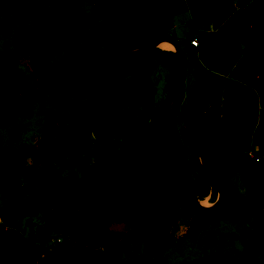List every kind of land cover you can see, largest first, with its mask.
Here are the masks:
<instances>
[{"label": "rangeland", "instance_id": "obj_1", "mask_svg": "<svg viewBox=\"0 0 264 264\" xmlns=\"http://www.w3.org/2000/svg\"><path fill=\"white\" fill-rule=\"evenodd\" d=\"M91 1L6 0L0 6V51L19 52L17 72L0 76V91L19 81L34 98L11 126L0 127V148L20 154L34 179L11 169L0 183V221L44 195L53 218L80 222L84 204L75 186L89 168L118 161L140 179L169 234L134 241L130 222L106 221L94 212L69 231L46 222L40 210H26L0 232V257L18 238L30 242L29 264L85 261L86 249L103 250L106 242L114 245L117 264H264V236L243 214L250 213L252 196L237 192L240 168L217 133L204 135L211 144L207 171L236 197L213 217L182 197L168 140L158 128L176 55L149 49L132 60L119 54L104 38L100 20L92 24L98 15ZM250 1L105 3L104 21L125 48L160 31L178 40L182 66L174 125L193 180L200 172L190 161L184 129L195 113L226 124L244 153L252 151L255 175L261 174L256 159L264 155V29L243 17ZM92 28L104 45L90 35ZM194 219L203 225L181 238Z\"/></svg>", "mask_w": 264, "mask_h": 264}, {"label": "trees", "instance_id": "obj_2", "mask_svg": "<svg viewBox=\"0 0 264 264\" xmlns=\"http://www.w3.org/2000/svg\"><path fill=\"white\" fill-rule=\"evenodd\" d=\"M5 1L6 0H0V6H2ZM97 2H99V0H97ZM242 11L245 19L250 18L253 21L254 26L264 29V0H251L243 6ZM143 45L144 43H142L141 47ZM168 53L175 55L172 51H168ZM18 63V51H0V76L4 74H15L17 72ZM175 69L176 64L172 77L175 73ZM33 99L34 98L28 89L19 81H14L10 85L5 86L2 91H0V127L11 126L14 122L15 116L27 107ZM175 115L176 101L173 109V120ZM158 127L160 131L166 135V122L164 118L158 123ZM184 130L188 144H190L186 122ZM195 131L198 135L200 152L206 168L211 160V144L204 137L205 134L217 133L231 151L230 144L227 141L224 132L206 118H199L196 121ZM240 140H243L242 136H240ZM172 160V169L176 171V178L182 187L181 167L173 157ZM11 169H15L25 174L26 178L34 183V179L30 174V169L23 162L20 154L12 152L7 147L0 148V183L8 179ZM193 188L195 194L200 199L204 200L209 196V198L214 201L216 198L215 189L201 173L197 180H193ZM74 190L80 195L84 204V212L80 222L53 218L48 213L47 207L44 203L45 196L42 195L40 201L34 203L32 206L19 207L8 217H5L0 221V232H2L7 225L12 224L24 211L40 210L43 212L46 222L57 227L65 228L69 231H75L83 226L90 213L94 212L106 221L130 222L133 226L134 241H142L159 232H163L165 236H168L169 234V223L160 216L159 210L151 204L147 196L143 193L140 179L118 161L108 162L99 167L89 168V173L80 179V182L75 186ZM182 197L185 198L187 204H189L184 192H182ZM195 225L201 226L203 223L194 219L189 228L182 234L181 238L187 236V234L190 233V229ZM113 248L114 245L112 243L106 242L103 250L86 249L85 252L87 259L85 261L67 259L52 261L50 263L117 264L113 254ZM29 250L30 242L15 238L12 240L10 246L3 251V256L0 257V264H29L27 261Z\"/></svg>", "mask_w": 264, "mask_h": 264}, {"label": "water", "instance_id": "obj_3", "mask_svg": "<svg viewBox=\"0 0 264 264\" xmlns=\"http://www.w3.org/2000/svg\"><path fill=\"white\" fill-rule=\"evenodd\" d=\"M106 0H99L97 3V15L99 17L100 22L102 23V26L105 30V33L109 40L111 41L113 47L115 50L125 57L129 59H138L142 56V54L152 48L159 47L160 43L162 41L168 40L172 43L174 46L173 52L176 55L177 59V65L175 69V73L173 75L171 84L168 89V93L164 102V109H163V118L166 122V137L169 143L170 151L172 157L175 159V161L179 164L182 170V186H183V192L190 204L198 213L205 217H213L216 216L221 209L223 200H224V192L220 184H218L216 181H214L205 166L204 160L201 156L199 142H198V135L195 131V123L199 118H206L210 122H212L214 125L219 127L224 134L227 137V141L230 144L231 151L233 155L235 156L238 163L243 166L245 171L247 172L251 187L253 190V201H252V213H253V221L254 224L258 227V229L264 234V219L262 217L261 212V206H260V197L257 190V182L254 175L251 173L249 166L247 164V161L240 151L239 147L237 146L232 133L229 131L226 124H224L222 121L208 116L204 114L195 113L188 117L186 121V127L187 132L189 133L190 138V161H192V164L195 166V168L206 177V179L209 181L210 185L215 189L216 191V198L214 202L212 203V207H206L202 205V200L197 197L195 194L194 188H193V179L192 175H190V168L189 164L186 158V155L184 153V150L181 146V143L179 141L178 133L176 132L175 126H174V120H173V109H174V103H175V94H176V88L179 81V76L181 72V66H182V54L180 52L179 43L176 39L175 35L169 34V33H159L156 36H154L152 39L148 40L144 43V46L132 50L125 48L121 45V43L117 40V38L111 33L109 28L107 27L103 13H104V7H105Z\"/></svg>", "mask_w": 264, "mask_h": 264}, {"label": "flooded vegetation", "instance_id": "obj_4", "mask_svg": "<svg viewBox=\"0 0 264 264\" xmlns=\"http://www.w3.org/2000/svg\"><path fill=\"white\" fill-rule=\"evenodd\" d=\"M242 127H243V125H242ZM242 127H241V129H242ZM239 143H241V140L239 141ZM236 144L239 147V149L242 152V154L244 155V157H245V159L247 161V164L249 166V169H250L251 173L256 178L257 190H258V194H259V197H260L261 212H262V217L264 219V155L260 159H256V161L258 163V167H259V173H261L260 176L256 177L254 168H253L252 163H251V160L255 159L254 155H250V152H252V151L249 150L248 152L244 153L243 149L240 147V145L238 144V142ZM235 161H236V163L238 164V166L240 168V171L238 173V176L241 179V184L237 188V192L240 193V194H242L243 192L250 193V195L252 196V199L251 200L253 201V190H252V187H251V183H250L249 176H248L247 172L245 171V169L243 168V166H241L238 163V161L236 160V158H235ZM221 187H222L223 192H224V200H223V203H222L220 212L217 215H219L222 212L224 205L226 203L232 201L236 197V195H237V193L235 191V193H233L231 196H228L229 194H227V192L225 191L224 187L222 185H221ZM216 196H217V194H216ZM205 200H208V199H205ZM252 201H251L250 213H248V212L245 211L243 214H244V216H246L247 218H249L251 220L250 221L251 227L252 228H256L258 231H260L258 229V227L254 224V221H253ZM263 236H264V234H263Z\"/></svg>", "mask_w": 264, "mask_h": 264}, {"label": "crops", "instance_id": "obj_5", "mask_svg": "<svg viewBox=\"0 0 264 264\" xmlns=\"http://www.w3.org/2000/svg\"><path fill=\"white\" fill-rule=\"evenodd\" d=\"M98 2H97V0H92L91 2H90V5H95V4H97ZM94 23V26H98V24H99V17H95V19L94 20H92V24ZM108 25V24H107ZM108 28H109V30L112 32V30H111V28L108 26ZM170 28H172V29H175V25L173 24L172 26H170ZM165 31H160V32H156V33H154V34H152V35H150L143 43H145L146 41H148V40H150V39H152L154 36H156L157 34H159V33H164ZM112 34L113 35H115L113 32H112ZM90 35L93 37V39H95V41H98L99 43H100V45H104V39H102L101 37H100V35H99V33H98V29L97 28H92V33L90 32ZM116 36V35H115ZM117 37V36H116ZM105 39L106 38H108L107 37V35H106V37H104ZM107 40V39H106ZM108 40H109V38H108ZM110 41V40H109ZM200 41V40H199ZM111 42V41H110ZM166 42H170V41H165V42H163L162 43V45H164V46H161V45H159V47H156V50H159V51H164V52H167L168 53V51H172L173 52V50H174V46L172 47V48H166L165 47V45H166ZM107 43H108V41H107ZM108 45H109V43H108ZM141 45H142V43H137V42H134V45L131 47L130 46V48H133L132 50H136V49H138V48H140L141 47ZM200 46V45H199ZM198 46V47H199ZM108 47V46H107ZM115 49V48H114ZM109 50V48H106V51H108ZM144 54V53H143ZM142 54V55H143ZM159 128V127H158ZM165 137H166V135H165Z\"/></svg>", "mask_w": 264, "mask_h": 264}, {"label": "bare ground", "instance_id": "obj_6", "mask_svg": "<svg viewBox=\"0 0 264 264\" xmlns=\"http://www.w3.org/2000/svg\"><path fill=\"white\" fill-rule=\"evenodd\" d=\"M165 41H168V40H165ZM165 41H162V42L160 43V45H161V46H164V45H162V43L165 42ZM165 47H166V48H172L173 45H172L171 42H166ZM208 203H209L208 200H202V205H204V206H206V207H212V206H209Z\"/></svg>", "mask_w": 264, "mask_h": 264}, {"label": "built area", "instance_id": "obj_7", "mask_svg": "<svg viewBox=\"0 0 264 264\" xmlns=\"http://www.w3.org/2000/svg\"><path fill=\"white\" fill-rule=\"evenodd\" d=\"M190 43H192V46L194 47H198L200 45V41L198 38H192V40H190Z\"/></svg>", "mask_w": 264, "mask_h": 264}]
</instances>
